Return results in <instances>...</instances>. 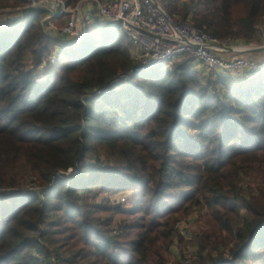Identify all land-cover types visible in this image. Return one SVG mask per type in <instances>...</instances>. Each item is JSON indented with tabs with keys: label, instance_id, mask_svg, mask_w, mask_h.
<instances>
[{
	"label": "trees",
	"instance_id": "trees-1",
	"mask_svg": "<svg viewBox=\"0 0 264 264\" xmlns=\"http://www.w3.org/2000/svg\"><path fill=\"white\" fill-rule=\"evenodd\" d=\"M179 11L221 41L249 44L264 0H189ZM23 13L0 31V189L10 190L0 193V264H168L174 225L195 208L207 209L197 264H264V70L237 81L184 57L113 84L132 68L121 28L89 24L65 44L45 32L46 11ZM70 168L78 174L50 188ZM125 192L131 209L98 201Z\"/></svg>",
	"mask_w": 264,
	"mask_h": 264
},
{
	"label": "built area",
	"instance_id": "built-area-1",
	"mask_svg": "<svg viewBox=\"0 0 264 264\" xmlns=\"http://www.w3.org/2000/svg\"><path fill=\"white\" fill-rule=\"evenodd\" d=\"M90 1L96 6L99 23L121 28L132 45V68L119 74L113 84L125 85L137 74L170 65L183 57L191 58L195 64L201 65L205 75H221L237 81L252 79L264 70V61L242 56V51L250 47H243L234 40L221 41L197 28L189 20L178 21L169 13L164 0H83L75 8L69 6L66 0H27L24 7L0 10V31L11 22L22 21L24 10L42 9L47 15L41 24L49 36L60 38L65 44L80 43L85 37L87 25H93L94 21L90 18L91 9L84 14ZM57 18L64 19L62 26L56 24ZM253 47H264V38L261 46ZM61 51L62 46H57L56 52L51 54L39 70L55 66ZM107 91V87L98 89L87 97L104 95ZM77 174V168L58 172L50 188L56 179L75 177ZM0 191L10 192L5 189ZM121 201H126V198L123 197ZM192 218L177 222L175 227L179 236L189 241L193 239L189 231ZM197 261L196 253L186 256L181 264H197Z\"/></svg>",
	"mask_w": 264,
	"mask_h": 264
},
{
	"label": "rangeland",
	"instance_id": "rangeland-1",
	"mask_svg": "<svg viewBox=\"0 0 264 264\" xmlns=\"http://www.w3.org/2000/svg\"><path fill=\"white\" fill-rule=\"evenodd\" d=\"M164 3L166 5L167 10L169 11V13L171 15H173L178 21L179 20H182L183 21V19L180 16V13H179L180 11L179 10H181L183 8V6H184L185 3H189V0H175V2L173 0H164ZM86 7H88V8L91 9L90 11H91L92 15L94 16V17H92L93 20H94L93 21V24L98 23L99 22L98 21V18L95 17V15L97 13L95 4L90 1L86 5ZM18 8H21V7H18ZM5 9H17V8H11V7H9V8H1L0 10H5ZM173 12H175V14ZM185 20H189L190 22H193L192 21V13ZM258 38L259 39L260 38L261 39L264 38V21L259 26V33H258V36H257L256 40ZM256 40L253 43H249V44L243 43L242 41H238V43L239 44H242L241 46H243V47L246 46V47H250V48L253 47V46H261L258 42H256ZM55 52H56V50L53 53H55ZM26 55L24 57L25 63L27 64L28 69L32 70L33 60L32 61L31 60L28 61V59L26 58ZM180 59H182V58H179L176 61H178ZM167 65H169V64H167ZM194 69L196 71H199L200 73H203L202 67L199 66V65L198 66L197 65H194ZM39 72L40 71L38 70V75H40ZM47 72L50 73L51 72V69L48 68ZM41 77H46V75H42ZM102 154L105 155V153H104L103 150H102ZM78 172H79V170H78ZM247 181L249 182V184H248L249 185V189H248V192L247 193H252L253 190L255 189V185L251 181H249V180H247ZM245 187H248V186L245 185ZM2 189H5L6 190L7 188H2ZM7 191H10V190H7ZM0 193H4V192L0 191ZM123 197L126 198V201H124V202L121 201V199ZM103 200H105V201L106 200H109L113 206H122L123 209H127V210L128 209H131V207H133L132 206L133 203H132V193L131 192H125V193L116 194V195L106 194V195L100 196L98 198V201L99 202H101ZM206 213H207V209H205V208H203V209L195 208L185 218H182L179 221H177V222H180L182 220H186L189 217H193L192 218V221H191L192 224L189 227V231L192 234V238H193L192 241L186 240L183 237L179 236V234L177 233L176 228H175L177 222L175 223V225H174V240H173V246L171 248L172 259L169 261L168 264H181V261L186 256L191 255V254H196V253H197V255L199 254V245L197 243V236L201 232V229H200V223H201L200 220H201V217L203 215H205ZM119 222H120L119 220H116L114 222V224L112 226L114 232H117L118 231ZM220 251H223V248H221ZM198 261H199V256H198ZM198 261H197V263H198Z\"/></svg>",
	"mask_w": 264,
	"mask_h": 264
},
{
	"label": "crops",
	"instance_id": "crops-1",
	"mask_svg": "<svg viewBox=\"0 0 264 264\" xmlns=\"http://www.w3.org/2000/svg\"><path fill=\"white\" fill-rule=\"evenodd\" d=\"M87 10H90V8H88V7H86V10H84V14H85V12L87 11ZM92 17H94L93 15H90V18L93 20V18ZM95 17H96V15H95ZM256 42H258L260 45H262V39L260 38H258L257 40H256ZM28 53V54H27ZM25 55H26V58L28 59V61L29 60H31L32 61V54L31 53H29V52H27ZM242 56H245V57H247V58H250V59H253V60H256V61H259V62H263L264 61V52H260V53H251V54H242ZM195 65H199V64H195ZM199 66H201V65H199ZM202 67V66H201ZM47 70L48 69H45V70H43V69H40L39 71V74L40 75H47L48 74V72H47ZM202 71H203V68H202Z\"/></svg>",
	"mask_w": 264,
	"mask_h": 264
},
{
	"label": "water",
	"instance_id": "water-1",
	"mask_svg": "<svg viewBox=\"0 0 264 264\" xmlns=\"http://www.w3.org/2000/svg\"><path fill=\"white\" fill-rule=\"evenodd\" d=\"M264 52V47H253L242 51L243 54L260 53Z\"/></svg>",
	"mask_w": 264,
	"mask_h": 264
}]
</instances>
